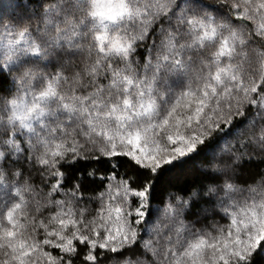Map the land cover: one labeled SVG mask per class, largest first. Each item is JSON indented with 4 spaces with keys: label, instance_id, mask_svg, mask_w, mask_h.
Wrapping results in <instances>:
<instances>
[{
    "label": "snow or ice",
    "instance_id": "obj_1",
    "mask_svg": "<svg viewBox=\"0 0 264 264\" xmlns=\"http://www.w3.org/2000/svg\"><path fill=\"white\" fill-rule=\"evenodd\" d=\"M10 7L0 264H264V0Z\"/></svg>",
    "mask_w": 264,
    "mask_h": 264
},
{
    "label": "trees",
    "instance_id": "obj_2",
    "mask_svg": "<svg viewBox=\"0 0 264 264\" xmlns=\"http://www.w3.org/2000/svg\"><path fill=\"white\" fill-rule=\"evenodd\" d=\"M12 4V0H0V12H3L5 14H11L13 12L12 7H10V5ZM77 168L80 167L79 164L76 165ZM91 168H97V167H102L101 165H96V164H91L90 165ZM118 171L123 174L124 172V168H120L118 169ZM79 174V173H78ZM180 174V170L177 169L175 175H179ZM181 181L183 180V177H180ZM67 187V185H66ZM171 191H174V189H170ZM91 193H88L87 195H90ZM99 207L98 203H94L92 205H90V209H91V215H95V209ZM151 208L153 210L159 209V211H154L153 213V218L155 219L157 216H160L163 212V205L158 204L157 202H153L151 205ZM217 220L219 221L220 224H227L228 221L227 219H220L219 217H217ZM161 223H164V221H161ZM142 237L146 238V234L145 233H141ZM75 264H81V260H76ZM102 264H108L107 261H103Z\"/></svg>",
    "mask_w": 264,
    "mask_h": 264
}]
</instances>
